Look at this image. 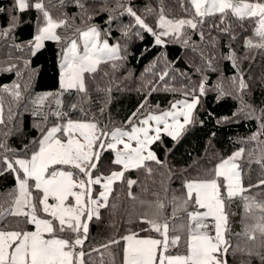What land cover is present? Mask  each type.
<instances>
[{"label":"snow or ice","instance_id":"6c2138e0","mask_svg":"<svg viewBox=\"0 0 264 264\" xmlns=\"http://www.w3.org/2000/svg\"><path fill=\"white\" fill-rule=\"evenodd\" d=\"M115 2V8L101 7L100 11L109 12L106 24L118 18L111 15L117 11L120 16L133 19L132 25L123 27L124 36L131 27H138L154 37L155 45L166 46L168 37L187 45L185 29L199 30L203 40L205 34L200 29L206 19L212 17L210 28L219 29L234 40L232 24L228 23L231 19L243 32L251 33L245 37L244 47L264 52V0H181L186 16L179 19L166 17L161 3L156 22L158 32L134 10L130 0ZM69 5L78 8L79 14L69 16L62 11ZM92 7L94 5H86L85 0H11L10 9L0 6V16L5 20V26L0 28V39L11 38L24 23L23 15L34 10L38 23L32 38L26 45L13 46L21 52L27 50L29 57H36L47 42L59 46L56 53L58 88L55 91H30L39 75V68L32 66L31 59L24 61L23 71L16 64L0 68L18 77L10 85H0V177L10 176L14 180L7 198L0 195V264H86V256L89 264H114L110 251L113 245H121L122 264H228L230 250L233 255L240 252L264 264V200L246 195L252 188L264 186V179L258 184L244 186L240 165L245 158L243 147L220 158L211 168L198 170L193 167L196 178L185 179V169L178 177L181 180L179 194L169 195L168 188L162 184L163 198L154 192L155 201H140L143 211L135 222L144 227L129 230L127 234L85 251L90 223L101 219V210L116 208L109 202L114 185L117 182L125 184L129 198L137 199L131 192L137 181L127 178L126 173L143 170L151 176L154 164L171 179L172 169L167 161L157 156L152 146L157 142L163 145L165 136L178 142L189 126L202 124L197 118L198 106L202 107V97L209 91L205 77L196 88L185 93L190 99L172 103L169 110L160 114L149 113L139 119L137 114L148 103L146 96L128 117L126 129H109L76 103L64 110L65 94L87 99V80L95 78L101 65L116 70L119 65L114 61L127 58V48L119 40L109 42L110 31L91 23L99 14L90 12ZM52 8L61 11L53 15ZM145 11L151 13L153 9ZM77 20L86 27H79ZM134 35L143 39L140 31ZM229 48L225 58L236 72L229 84L242 99L243 94L250 92V85L240 70L235 50H231L230 45ZM206 63L211 65V61ZM167 76L165 71L159 79L163 81ZM211 90L217 92V100L233 95L225 92L222 82ZM106 91L111 92V89ZM152 91L156 89L152 88L147 95ZM22 102L23 110L35 118L33 127L38 135L17 150L7 144V137L12 135L9 124L18 115L13 105L19 107ZM242 104L239 112L217 122H228L238 116L256 119L259 128L250 139L258 140L264 136V107L243 100ZM99 111L103 113L104 108ZM72 113L88 118L73 119ZM104 152L113 154L107 174L98 167ZM254 162L264 169V154ZM237 200L243 203L244 209V227L238 233L232 232L228 210ZM166 207L170 208L167 214ZM181 212L184 215L178 217ZM10 218L15 219L14 225L8 223ZM29 226L32 230H28ZM140 232L145 235L141 236ZM233 236L245 237L251 242L259 239V249L241 247L233 243ZM102 249L108 252L107 262Z\"/></svg>","mask_w":264,"mask_h":264},{"label":"trees","instance_id":"16d2710c","mask_svg":"<svg viewBox=\"0 0 264 264\" xmlns=\"http://www.w3.org/2000/svg\"><path fill=\"white\" fill-rule=\"evenodd\" d=\"M130 2L134 10L157 32L160 31L156 27V22L161 3L166 17L179 19L186 16L181 8V0H130ZM85 3L94 5L89 8L90 12H99L91 23L99 25L104 31H110L112 35L109 42L114 43L119 40L127 48V58L123 61H114L119 65L116 70L111 69L108 65H101V71L95 75V78L87 80V99L76 94H65L63 96L64 110L67 111L69 105L76 103L81 105L89 116H94L109 129L115 127L126 129L129 127L126 123L128 117L136 111L146 96L148 103L137 114L139 119L149 113L169 110L171 104L180 99H190L185 96V93L191 92L205 77L207 78L206 87L209 89L207 95L202 97V107L198 106L197 111V118L203 123L189 126L178 142L165 136L163 145L157 142L152 146L157 156L167 161L168 167L172 169L174 174L171 179L164 173V170L154 164L151 176L143 170L126 173L127 178L137 181L131 188L132 194L137 199L129 198V189L125 184L117 182L114 185L109 202L115 204L116 208L101 210V219L90 223L89 241L85 242L86 252L89 247L106 243L112 238H118L122 234H127L129 230L136 231L144 227V225H137L135 222L137 216L143 211L140 201H155L157 197L153 195L154 192L160 193V198H163L162 184L168 188L169 195L179 194L181 180L178 177L180 173H184L185 169H187V173L184 174L185 179L196 178L192 171L193 167L198 170L211 168L220 158H226L243 147L245 158L240 161V165L244 186L258 184L261 179H264V169L254 162L264 154V144L261 143L264 141V136L259 137L258 140L250 139L257 132L259 121L238 116L228 122H217L223 117H232L234 112H239L243 106L242 100L256 107H264V52L258 49L249 51L244 47V39L251 34L250 32H243L237 26V22L229 19L228 23L232 24V34L236 37L234 40L230 39L229 35L222 34L219 29L210 28L213 18L209 17L200 29L205 34L203 40L200 39L199 30L185 29L188 33L187 45L182 40L176 41L172 37H168L166 46H158L155 45L154 37L151 34L138 27H131L127 36L122 35L123 27L133 24V19L130 16H120L118 11L112 12L111 15L118 18L114 19L111 24L105 23L109 18V12L100 11V9L101 7L115 8V0H85ZM0 6L10 9L11 0H0ZM146 8H151L153 11L148 13L145 11ZM50 10L53 15H58L61 11L58 8ZM62 11L69 16H75L79 14L80 10L74 5H69ZM37 15L34 10L24 14V23L12 34L11 38L0 39V68L16 64L23 71L24 61L31 59L32 66L39 68V75L32 83L30 91L43 93L55 91L58 88L59 60L56 53L59 46L54 42H47L45 49H42L36 57H29L27 50L21 52L13 46L26 45L27 41L32 38L38 23ZM76 24L82 28L86 27L79 20L76 21ZM4 26L5 20L0 16V28ZM136 31L141 32L143 39L134 35ZM229 45L231 50H235L240 70L244 74L245 81L250 85V92L243 94L242 99L233 92L229 84V79L236 75L231 62L225 58L230 52ZM245 57L247 58L245 59ZM206 61H211V65ZM165 71L168 72V76L162 81L159 76ZM104 72H107L108 75L104 76ZM17 80L18 77L14 72L0 71V85H10ZM221 82L225 92H232L233 95L217 100V92L211 89ZM165 87L168 89L167 91L164 90ZM108 88L111 89V92L106 91ZM152 88H155L156 91H152L150 96L147 95ZM6 99L10 98L6 96ZM156 105H159V108H156ZM7 107L6 104V116ZM13 107L18 115L9 124L12 135L7 137V144L11 148L19 150L23 144L28 143L38 133L33 127L35 118L28 111L23 110V102L19 107L15 105ZM101 107L104 108L103 113L99 111ZM71 115L73 119L88 118L81 113H72ZM213 133L215 136L212 135ZM112 155L111 152L102 153L98 165L102 173L107 174ZM13 187L12 177H0V195H3L5 199L7 198L6 194ZM246 195L255 196L257 200H264V186L254 187ZM228 210L231 225L236 213L232 206ZM169 211L170 208L166 207L165 214ZM177 215L179 217L184 214L181 212ZM238 218L239 232H241L244 227L242 202ZM8 223L14 225L15 219L10 218ZM28 230H32L30 226ZM140 235H145V233L140 232ZM232 240L233 243H239L241 247L253 251L258 250L260 246L259 239L251 242L247 241L245 237L233 236ZM102 251L105 252L107 262L108 252L103 249ZM110 251L114 257V264H122L121 245H113ZM96 255V253L92 254L93 257ZM85 261L86 264H89L87 256ZM228 264H259V260L255 257L249 258L240 252L233 255L230 250Z\"/></svg>","mask_w":264,"mask_h":264},{"label":"rangeland","instance_id":"374dc122","mask_svg":"<svg viewBox=\"0 0 264 264\" xmlns=\"http://www.w3.org/2000/svg\"><path fill=\"white\" fill-rule=\"evenodd\" d=\"M187 98H183V99H180L178 101H182V100H185ZM167 111V110H166ZM161 113V112H160ZM160 113H154V114H160ZM146 117V116H145ZM144 118V117H143ZM141 118V119H143ZM154 123V122H153ZM233 210L235 211L236 215L233 217L232 221H231V229H235L236 227L239 228V223H238V217H239V213H240V208H241V201L240 200H237L235 202H233L231 204ZM141 236H144V235H141Z\"/></svg>","mask_w":264,"mask_h":264},{"label":"crops","instance_id":"0c3cea01","mask_svg":"<svg viewBox=\"0 0 264 264\" xmlns=\"http://www.w3.org/2000/svg\"><path fill=\"white\" fill-rule=\"evenodd\" d=\"M238 219H239V218H238ZM239 229H240V228L236 227L235 229H232V232H237V233H238V232H239Z\"/></svg>","mask_w":264,"mask_h":264}]
</instances>
